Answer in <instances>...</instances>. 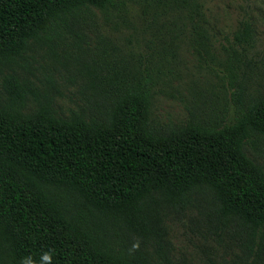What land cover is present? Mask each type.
I'll return each instance as SVG.
<instances>
[{
  "label": "trees",
  "instance_id": "obj_1",
  "mask_svg": "<svg viewBox=\"0 0 264 264\" xmlns=\"http://www.w3.org/2000/svg\"><path fill=\"white\" fill-rule=\"evenodd\" d=\"M97 12L141 38L89 51ZM207 24L203 0H0V264H42L45 253L51 264H171L109 238L128 229L147 242L168 211L191 208L240 238L246 263L264 264V167L248 155L264 140V58L254 77V30L242 22L218 59ZM184 43L224 67L222 77L208 66L227 81V118L154 119ZM35 44L83 80L84 101L67 115L52 82L40 90L17 72Z\"/></svg>",
  "mask_w": 264,
  "mask_h": 264
},
{
  "label": "rangeland",
  "instance_id": "obj_2",
  "mask_svg": "<svg viewBox=\"0 0 264 264\" xmlns=\"http://www.w3.org/2000/svg\"><path fill=\"white\" fill-rule=\"evenodd\" d=\"M207 27L214 36V54L218 59H224V47L233 40V33L242 22L250 23L254 30L255 47L251 50V63L245 66L253 69L255 77L260 71L261 60L264 58V0H203ZM97 26L86 30L87 39L83 47L96 52L103 47L102 42H110L107 48L114 46L125 51L127 45H135L141 38L132 35L131 31L114 32L105 25L100 13L97 12ZM99 35L103 38L99 39ZM102 41V42H101ZM62 48L59 49V52ZM29 70L17 72L30 80L38 89L49 88L52 82L55 86L54 97L59 110L66 115L70 110L83 103V80L76 74L74 68L67 69L64 59H57L46 46L33 45L27 54ZM214 66L223 77L224 67L200 60L184 43L179 50V59L173 66V89L167 94L156 97L153 105V117L161 125L183 124L191 113L203 117L206 113L227 118L233 112V101L229 96L224 98L221 82L216 79L208 68ZM243 66V67H245ZM250 71V70H249ZM257 79V78H256ZM0 76V90L3 86ZM259 80V79H257ZM257 82V81H256ZM253 82L251 90L257 88ZM248 155L264 167V140L254 146H248ZM160 224L159 236L147 242L128 229H118L119 235L112 232L109 238L112 242L122 245H138L140 250L151 256L154 262L163 263L162 257L171 264H248L245 257V247L237 236L217 227L215 219L208 217L196 208L187 211H168ZM160 227V226H159ZM158 227V228H159ZM159 252L162 254L159 255ZM245 260V262H244ZM248 261H252L251 258ZM247 261V262H248Z\"/></svg>",
  "mask_w": 264,
  "mask_h": 264
},
{
  "label": "clouds",
  "instance_id": "obj_3",
  "mask_svg": "<svg viewBox=\"0 0 264 264\" xmlns=\"http://www.w3.org/2000/svg\"><path fill=\"white\" fill-rule=\"evenodd\" d=\"M134 247H138V245H134ZM42 264H51V261H52V257H51V254L50 253H45L42 258ZM23 264H32V261L31 259H27L23 262Z\"/></svg>",
  "mask_w": 264,
  "mask_h": 264
}]
</instances>
